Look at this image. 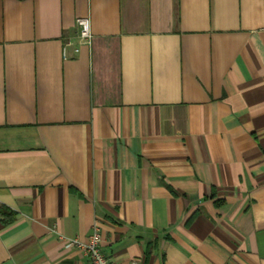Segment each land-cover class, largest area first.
I'll return each instance as SVG.
<instances>
[{"label": "crops", "instance_id": "obj_1", "mask_svg": "<svg viewBox=\"0 0 264 264\" xmlns=\"http://www.w3.org/2000/svg\"><path fill=\"white\" fill-rule=\"evenodd\" d=\"M95 229L264 264V0H0V264H88Z\"/></svg>", "mask_w": 264, "mask_h": 264}, {"label": "built area", "instance_id": "obj_2", "mask_svg": "<svg viewBox=\"0 0 264 264\" xmlns=\"http://www.w3.org/2000/svg\"><path fill=\"white\" fill-rule=\"evenodd\" d=\"M76 25L79 28V40L81 45L89 44L91 35L88 19L79 18L76 20ZM64 241L67 248L76 249V251L78 250L81 252L86 257L88 264H115L102 253L100 248V236L96 229L85 242H81L77 239H64Z\"/></svg>", "mask_w": 264, "mask_h": 264}]
</instances>
